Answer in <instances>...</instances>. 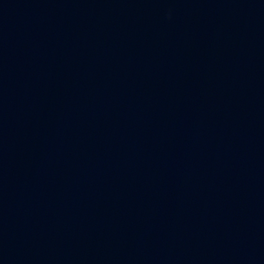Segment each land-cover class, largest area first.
<instances>
[{
  "label": "water",
  "instance_id": "1",
  "mask_svg": "<svg viewBox=\"0 0 264 264\" xmlns=\"http://www.w3.org/2000/svg\"><path fill=\"white\" fill-rule=\"evenodd\" d=\"M0 264H264V0H0Z\"/></svg>",
  "mask_w": 264,
  "mask_h": 264
}]
</instances>
